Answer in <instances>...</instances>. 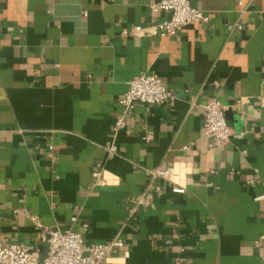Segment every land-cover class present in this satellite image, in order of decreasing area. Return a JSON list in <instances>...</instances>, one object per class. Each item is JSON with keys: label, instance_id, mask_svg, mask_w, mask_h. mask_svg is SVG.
<instances>
[{"label": "crops", "instance_id": "0c3cea01", "mask_svg": "<svg viewBox=\"0 0 264 264\" xmlns=\"http://www.w3.org/2000/svg\"><path fill=\"white\" fill-rule=\"evenodd\" d=\"M158 1L0 0L2 243L44 258L46 233L72 229L86 246L119 235L112 264H264V0H192L206 23L170 39L123 34L168 20L149 9ZM141 73L170 99L136 105L114 137L118 101ZM212 100L232 131L218 147L203 135ZM96 170L104 185L91 188Z\"/></svg>", "mask_w": 264, "mask_h": 264}, {"label": "built area", "instance_id": "2783aa9c", "mask_svg": "<svg viewBox=\"0 0 264 264\" xmlns=\"http://www.w3.org/2000/svg\"><path fill=\"white\" fill-rule=\"evenodd\" d=\"M192 0H159L149 6L152 12L169 13L170 18L160 24L143 29L138 26L123 31L124 35H147L170 39L177 37L179 33L191 24H202L208 21L207 15L192 6ZM170 99L169 93L161 80L153 73H141L128 82V88L119 99L118 105L121 114L116 119L112 134L114 137L127 126V117L133 112L135 106H162ZM204 111L203 135L209 141L210 147H218L227 143L232 135L224 118L225 108L217 100H212L203 105ZM144 142L153 140L151 136H145ZM51 149V148H50ZM109 153H115L116 149L111 146ZM170 171L157 170L153 172L155 180H163L171 183ZM94 182L91 188L102 187L104 181L101 172L93 173ZM182 188L176 186L175 191ZM160 185L154 186L140 197L128 210L127 224H135L137 215L143 208L148 207L156 196L161 193ZM260 199H264V196ZM32 222L39 225L38 218L31 217ZM78 221L77 214L71 217L74 226ZM84 232L88 230L86 225L82 226ZM45 256L41 258L38 250L26 248L17 244H5L0 241V264H112V256L124 244L119 235L102 245H84L82 233L72 229L66 231H48L44 238Z\"/></svg>", "mask_w": 264, "mask_h": 264}, {"label": "clouds", "instance_id": "9594fccd", "mask_svg": "<svg viewBox=\"0 0 264 264\" xmlns=\"http://www.w3.org/2000/svg\"><path fill=\"white\" fill-rule=\"evenodd\" d=\"M186 169L182 164L176 165L174 172H175V182L182 184L184 182V175H185Z\"/></svg>", "mask_w": 264, "mask_h": 264}]
</instances>
